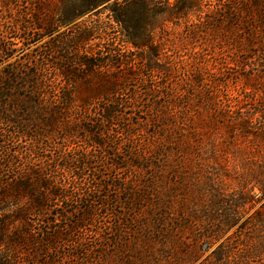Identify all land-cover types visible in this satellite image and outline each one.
<instances>
[{
    "label": "trees",
    "instance_id": "obj_1",
    "mask_svg": "<svg viewBox=\"0 0 264 264\" xmlns=\"http://www.w3.org/2000/svg\"><path fill=\"white\" fill-rule=\"evenodd\" d=\"M24 1L0 0V264H264V0ZM206 2L242 105L155 37Z\"/></svg>",
    "mask_w": 264,
    "mask_h": 264
},
{
    "label": "rangeland",
    "instance_id": "obj_2",
    "mask_svg": "<svg viewBox=\"0 0 264 264\" xmlns=\"http://www.w3.org/2000/svg\"><path fill=\"white\" fill-rule=\"evenodd\" d=\"M29 2L30 0L24 1V5ZM169 2L173 3L174 0H169ZM211 3H203L205 5L201 12H191L189 16L178 20L172 18L161 30L155 32V37L161 43L163 52L176 66L177 75H173V78L180 80L188 77L187 79L192 83V86L185 88L188 93L197 95L198 91L204 90L202 82H197V78H201L203 81L208 79L212 84H221L220 93L225 92L234 103L242 105L251 97L248 93L250 86H245V77L249 74L247 71H250L249 64L239 56L237 46L230 38V33H223L215 23L211 24L210 21L216 18L214 9L208 6ZM163 4H166L165 0H162L161 5ZM108 14L107 10H100L96 14L87 15L81 19L86 24L96 22L101 28L98 33L101 40L96 38L89 44V48L92 47L90 49L93 52L104 47L106 39L109 38L105 34L106 31L110 36L118 37V33H116L118 29L109 19ZM46 40V38L42 39L41 44H44ZM224 81L227 83V88L223 87ZM209 82L208 84H211ZM203 94L205 95L206 91ZM27 146L26 142H22L18 148L23 152V154L20 152V162L26 161L22 158L28 159V155H25L27 153H24ZM34 220L38 233V217H35Z\"/></svg>",
    "mask_w": 264,
    "mask_h": 264
}]
</instances>
